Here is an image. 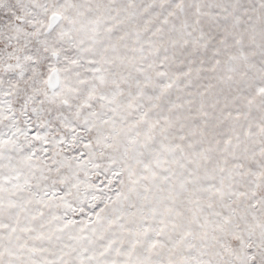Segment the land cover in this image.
<instances>
[{
    "label": "snow or ice",
    "instance_id": "obj_1",
    "mask_svg": "<svg viewBox=\"0 0 264 264\" xmlns=\"http://www.w3.org/2000/svg\"><path fill=\"white\" fill-rule=\"evenodd\" d=\"M0 264H264V0H0Z\"/></svg>",
    "mask_w": 264,
    "mask_h": 264
}]
</instances>
